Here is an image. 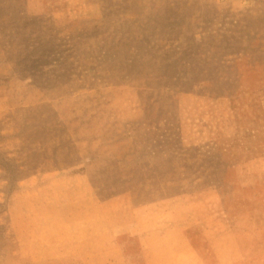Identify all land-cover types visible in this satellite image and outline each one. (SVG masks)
Instances as JSON below:
<instances>
[{
    "label": "rangeland",
    "instance_id": "rangeland-1",
    "mask_svg": "<svg viewBox=\"0 0 264 264\" xmlns=\"http://www.w3.org/2000/svg\"><path fill=\"white\" fill-rule=\"evenodd\" d=\"M108 192L88 264H264V0H0V264Z\"/></svg>",
    "mask_w": 264,
    "mask_h": 264
},
{
    "label": "crops",
    "instance_id": "crops-1",
    "mask_svg": "<svg viewBox=\"0 0 264 264\" xmlns=\"http://www.w3.org/2000/svg\"><path fill=\"white\" fill-rule=\"evenodd\" d=\"M89 161L93 160L92 157L88 156ZM83 158L79 156H75V158H71V162H74V164L77 162H82ZM68 161V162H69ZM138 169H133V175L134 171ZM35 176H37L39 173H41L40 170L33 172ZM105 185V184H104ZM104 185L100 183L98 186L104 188ZM117 190H114V195H116ZM113 192H108L105 195H96L98 197L97 203H84L82 206H74V208L70 209L69 211H66L64 208H60L57 213L54 214L55 218L53 219V222L51 223L52 229H58L61 228L63 233H59V235L51 236L48 238L47 241H51L52 244H49L48 246V253L50 255L51 251H54L56 253L57 259H59L61 262L59 264H88L87 258L85 257L83 246L79 242V239L77 238L76 232L73 229V225L75 227V220H78V222L87 223L91 222L95 216L98 217L99 221L104 219V223H107V220L109 218V212L113 210L114 207L130 203L133 208H139L141 205H147L149 203H153L156 200H165L168 198V196H165L161 192L158 195H154L155 197H145L140 198L138 196H135L134 194L130 195L129 201L122 202V203H116L117 205H113L112 202L110 205L108 204L109 201H105L109 199L107 195H112ZM116 198V197H115ZM153 198V199H152ZM105 199V200H104ZM114 200V198H113ZM125 201V200H124ZM102 222V221H101ZM42 229H36L35 231H41ZM22 243H20L21 252L22 253V260L25 259V253H29L30 251H34L32 247V242L35 241V246L37 247V244H39L41 241L44 242L45 239L48 237L46 235H36L31 238L29 235V232L23 233L22 236ZM21 239V238H19ZM21 241V240H20ZM32 241V242H31ZM57 247V248H56ZM26 249V250H25ZM44 249H39V252H35V258H41L42 256H45ZM28 255V254H27ZM30 257L28 256V259ZM43 259V257H42ZM21 260V261H22ZM19 261V263L21 262ZM30 261V260H29ZM18 264V263H16ZM29 264H38L33 263L32 261Z\"/></svg>",
    "mask_w": 264,
    "mask_h": 264
},
{
    "label": "bare ground",
    "instance_id": "bare-ground-1",
    "mask_svg": "<svg viewBox=\"0 0 264 264\" xmlns=\"http://www.w3.org/2000/svg\"><path fill=\"white\" fill-rule=\"evenodd\" d=\"M58 229H61L58 227ZM51 234H56V230L51 231Z\"/></svg>",
    "mask_w": 264,
    "mask_h": 264
}]
</instances>
